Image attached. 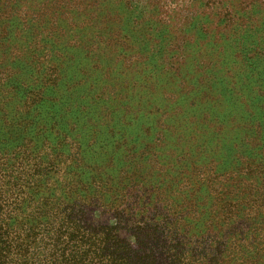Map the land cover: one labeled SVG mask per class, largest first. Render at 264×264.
Here are the masks:
<instances>
[{"label": "rangeland", "instance_id": "obj_1", "mask_svg": "<svg viewBox=\"0 0 264 264\" xmlns=\"http://www.w3.org/2000/svg\"><path fill=\"white\" fill-rule=\"evenodd\" d=\"M0 171L19 262L41 190L121 264H264V0H0Z\"/></svg>", "mask_w": 264, "mask_h": 264}, {"label": "trees", "instance_id": "obj_2", "mask_svg": "<svg viewBox=\"0 0 264 264\" xmlns=\"http://www.w3.org/2000/svg\"><path fill=\"white\" fill-rule=\"evenodd\" d=\"M15 85L22 88L24 92L23 105H34L35 100H37V95L29 89L27 81L22 79L16 80ZM1 178L2 174L0 171ZM7 194V191L0 189V224L2 219L8 218L9 216ZM33 197L41 201L37 213V220L45 219L48 226L53 229L51 231L53 234L50 237V244L46 250V260L36 259L38 261L35 264H85L86 258L88 259L91 253H97L98 258L101 260L105 259V255L110 249H114V252H111L107 262H101L100 264H121V258L115 254L117 248H114L115 245H111L110 242H103L102 239H98L94 235L90 236V238H84V240H78L76 232L78 231L79 225L72 220V215L75 212V203L67 206H51L47 203L48 198L44 201L41 190H36ZM38 221L40 222V220ZM38 221L37 223H39ZM1 232L3 231L0 228V264H31L26 256L21 255L20 262L19 257H12V246L3 240ZM117 241V243H121L119 240ZM132 246L128 248L131 250ZM138 259L140 263H149V261L154 259V256L150 254Z\"/></svg>", "mask_w": 264, "mask_h": 264}]
</instances>
